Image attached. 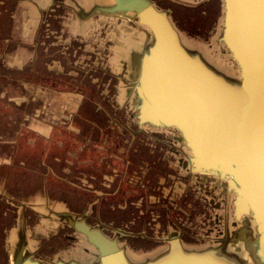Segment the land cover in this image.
I'll list each match as a JSON object with an SVG mask.
<instances>
[{
  "label": "water",
  "instance_id": "95a60500",
  "mask_svg": "<svg viewBox=\"0 0 264 264\" xmlns=\"http://www.w3.org/2000/svg\"><path fill=\"white\" fill-rule=\"evenodd\" d=\"M218 1L210 51L151 0L94 1L84 14L135 19L140 39L126 65L112 68L126 116L138 129L176 134L190 171L225 183L229 213L217 234L198 245L173 238L135 255L100 226L60 214L82 243L45 260L32 255L18 212L5 264H264V0Z\"/></svg>",
  "mask_w": 264,
  "mask_h": 264
},
{
  "label": "flooded vegetation",
  "instance_id": "af4514ba",
  "mask_svg": "<svg viewBox=\"0 0 264 264\" xmlns=\"http://www.w3.org/2000/svg\"><path fill=\"white\" fill-rule=\"evenodd\" d=\"M151 1L157 8L164 3L182 7L213 4L210 0ZM214 1L218 10L219 1ZM65 6L68 14L61 17L65 22L59 19L57 33H65L68 36L67 39L45 38L39 41L40 46L38 47L33 38L32 46L37 51L34 50L36 53L27 59V64L30 65L38 58V49H40L44 52L43 56L50 58L45 70L48 74L55 75L57 83H62L63 79L74 82L75 85L77 82L75 89H68L69 91L64 94L76 93L84 99L86 98L85 88L91 89L92 86L96 93L107 100L105 104L109 109L119 113L120 105L117 104L116 94L120 92V89L118 78L111 72V68L120 67L123 62L126 65L129 58V47L138 43L141 30L134 18L126 17L121 20L119 16H107L101 13H91L85 16L90 5L85 8L87 10L82 6L81 10L74 5L65 4ZM162 7L168 10L170 20L174 24L171 18L172 9L166 5ZM84 23H86L85 27L82 26ZM128 24L134 27L132 31L125 26ZM82 27L93 33L84 38L80 34ZM47 29L44 30L47 31ZM107 32H109L108 36L105 35ZM73 36L79 37L75 38L76 44L73 43L72 54L69 57L70 55L64 54V49L71 47L69 40ZM82 40L92 47L91 49L82 47L80 51L83 54L76 55L75 51L79 49L78 43L80 44ZM57 44L61 45L62 50L59 49L56 54L50 53L48 47H55ZM107 44L109 47L105 48ZM115 46L119 47L120 53L112 54V48ZM50 54L58 59H52ZM59 60L63 61L62 64H59ZM30 85L25 82V88ZM43 85L46 87L44 88L46 93L39 90L38 93L40 99L47 98L45 106L53 104V102H48L49 99L55 100L56 106H62L56 100L62 95L60 94L62 86L47 82ZM31 89H33L32 86ZM49 92L55 95L48 96ZM31 99H34L33 95ZM19 103L21 104V99L16 102V104ZM58 114L44 113L47 115L46 118L36 119L40 128L31 127L35 131L34 134L43 141H57L58 145L63 138V133H59L58 130L55 133V126H65L64 123L57 122L60 118ZM105 115L110 124L120 126L116 131L124 130L125 134H106L104 139H101L104 149L100 151L106 158L107 166H104L98 186L94 188L92 186L90 189L93 191H91L92 199L86 205L88 207L77 211L68 209L64 205V199L57 201L56 204L49 203L45 198L34 197L16 202L14 223L6 230V238L15 227L18 212L22 217L23 230L32 255L45 260H51L56 255L77 252L82 243V236L77 234L60 214H69L74 220L83 218L84 222L90 226H100V231L105 237L114 238L117 245L135 255L152 252L173 238H178L186 245L202 244L213 238L221 229L220 226L226 217L224 204L228 202L229 196L225 190V183L216 182L209 175L192 173L187 162L188 152L183 149L182 143L176 140V134L173 132L146 133L145 130L138 129L133 121L127 118L126 112L124 117H108L107 113ZM113 141H116L115 147H118L116 150L111 149ZM118 142L124 143L122 146L128 149L119 148ZM83 152L82 145L77 153ZM113 161L119 163L120 167L113 166ZM128 167H132L129 176L126 172ZM63 171L67 173L65 169ZM81 174L84 173H80L78 182L86 183L85 179H81ZM133 188L137 189L135 190L137 195L133 194L135 199L129 200L127 199L130 195L129 189L133 190ZM4 199L7 204L12 205L10 197L5 195ZM102 200L109 205L104 214L97 208L99 201ZM114 200L116 203H113ZM24 209L30 215H24ZM43 242H46L49 255H40L36 252ZM6 243L7 241L5 246Z\"/></svg>",
  "mask_w": 264,
  "mask_h": 264
},
{
  "label": "rangeland",
  "instance_id": "374dc122",
  "mask_svg": "<svg viewBox=\"0 0 264 264\" xmlns=\"http://www.w3.org/2000/svg\"><path fill=\"white\" fill-rule=\"evenodd\" d=\"M27 1L31 4L30 9L28 6L18 3V0H0V254L2 261L4 258L2 248L5 246L3 242L6 238V230L14 223L16 202L34 197L45 198L49 203L56 204L57 201L64 199V205L68 209L77 211L81 208H87V203L92 199L91 191L93 190L90 191V189L92 186L93 188L98 186L100 175L104 172V166H107L106 158L100 151L104 149L101 139L103 140L106 134H125L124 130L116 131L120 126L110 124L105 115L107 113L108 117H124L126 97L123 95V87L119 81L120 92L116 94V100L117 104L120 105V112L116 113V110L109 109L108 105L105 104L107 100L96 93L92 86L91 89L85 88L86 98L84 99H81L76 93L64 94V92L69 91L68 89H75L77 82L75 85L74 82L63 79L62 83H57L55 75L48 74L45 70L50 58L45 55L44 57V52L40 49H38V58L30 65L27 64L24 58L27 46L24 41L28 40L29 31L28 29L25 30V25L29 21L35 24L34 26L31 25L33 27L32 36L38 47L40 46L39 41L45 38L58 37L65 40L68 37L65 33H57L59 19L62 21L63 18L61 17L68 14L65 4L72 6L68 0H44L43 5H46L42 9L43 12L37 15V10L34 9L37 0ZM76 1L83 5V8H87V5L95 0ZM210 2L213 4L208 3L209 6L199 4L193 7L164 3L172 9L171 18L179 32L186 38L198 40L209 51L211 48L210 38L219 14V9H216V2L214 0H210ZM164 5H160V8H164L162 7ZM63 22L65 21L63 20ZM125 26L131 31L132 28L134 29L129 24ZM84 27L80 32L85 38L93 32ZM45 28H48V34L44 30ZM108 33L105 35L108 36ZM78 37H70L69 44L71 47L64 49L65 55L71 57L73 43L76 44L75 38ZM78 46L79 49L75 51L76 55L83 54L80 51L82 47H92L87 45L84 40L80 44L78 43ZM107 47L109 44L105 45V48ZM59 49L62 50L60 44L55 47H48L52 54H56ZM112 49V54L120 53L119 47L116 46ZM34 50L37 51L36 48ZM50 57L56 58L54 55ZM62 62L59 60V64ZM76 72L78 74V71ZM111 72L113 73V70ZM93 75L96 76L94 73ZM25 82L31 85L25 88ZM45 82L52 85H55L56 82V85L62 86L60 90L62 95L56 99L62 106H56L53 99L48 101L53 102L52 105L45 106L47 98L40 99L38 92L46 93V87L43 85ZM48 94L52 97L55 95L50 92ZM32 95L34 99H31ZM62 97L64 98L61 99ZM19 99H21V104H16ZM44 113L50 115L59 113L58 117L60 118L57 122H62L65 125L55 126V133L57 130L59 133H63V138L58 142V145L56 144L57 141L54 140L43 141L32 130L33 126L40 128L36 119L46 118L47 115ZM145 132L151 131L145 130ZM112 143L111 149L116 150L118 148L115 147L116 141ZM82 145L84 152L79 154L77 150ZM117 145H120L119 148L124 147L122 146L124 143L118 142ZM124 149L128 148L124 147ZM113 166L119 168L120 164L113 161ZM131 168H127L128 176L131 173ZM80 173H84L81 174V179H85L86 183L78 182ZM129 190L130 195L127 199H135L132 195L136 194L135 190L137 189ZM5 195L11 198L12 205L7 204L4 199ZM113 203H116V200ZM107 206L109 205H106L105 200H102L99 201L97 208L104 214ZM224 210L226 214L229 213L227 202L224 204ZM23 211L24 215H30L26 209ZM46 248V242H43L41 248L36 252L40 255H49Z\"/></svg>",
  "mask_w": 264,
  "mask_h": 264
},
{
  "label": "crops",
  "instance_id": "0c3cea01",
  "mask_svg": "<svg viewBox=\"0 0 264 264\" xmlns=\"http://www.w3.org/2000/svg\"><path fill=\"white\" fill-rule=\"evenodd\" d=\"M27 0H22V2H20V0H18V3H22V5L23 6H28V8L30 9V6H31V4L30 3H28V1L26 2ZM43 3H44V0H37L36 1V3H35V8L34 9H36L37 10V15H39V14H41L43 11H42V9L44 8V6L46 5H43ZM32 10V9H31ZM30 10V11H31ZM32 18V17H31ZM36 20V19H35ZM36 23V22H35ZM31 25L32 26H34L35 24H33V23H30V21L28 22V25H25V30L27 31V29H28V31H29V35H28V40H25L24 41V43H25V45L27 46V48H26V54H25V61H27V59H30V56H33V53H34V47L32 46V44H33V27H31ZM29 26H30V28H29ZM4 39V38H3ZM10 55H12V54H10ZM11 67V66H10ZM9 237V236H8ZM7 238H5V242L7 241L6 240ZM5 242H3V245H5ZM2 251L4 252V258H3V261L1 260V254H0V264H5L6 263V259H7V251H6V248H5V246H3V248H2ZM1 252V251H0Z\"/></svg>",
  "mask_w": 264,
  "mask_h": 264
},
{
  "label": "bare ground",
  "instance_id": "6f19581e",
  "mask_svg": "<svg viewBox=\"0 0 264 264\" xmlns=\"http://www.w3.org/2000/svg\"><path fill=\"white\" fill-rule=\"evenodd\" d=\"M92 1V0H91ZM96 2H102V3H104V0H95ZM88 2V1H87ZM84 3V2H83ZM85 4V3H84ZM88 4V3H87ZM80 6H83V5H80ZM85 6V5H84ZM87 6H89V5H87ZM89 8V7H88ZM87 8V9H88ZM83 9H85V8H83ZM87 9H85V10H87ZM126 18V17H125ZM84 22V21H83ZM79 24V23H78ZM78 26V25H77ZM79 27V26H78ZM78 29V28H77ZM115 30V29H114ZM75 31H76V29H75ZM79 31V30H78ZM81 34V33H80ZM128 41V40H127ZM116 43V42H115ZM117 44V43H116ZM116 47V46H115ZM124 51H125V49H124ZM117 52V51H116ZM120 52V51H119ZM125 58V57H124ZM113 60V59H112Z\"/></svg>",
  "mask_w": 264,
  "mask_h": 264
}]
</instances>
